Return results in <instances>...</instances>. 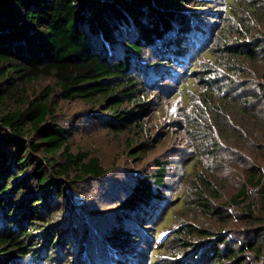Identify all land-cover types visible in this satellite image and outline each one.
Wrapping results in <instances>:
<instances>
[{
  "label": "trees",
  "instance_id": "trees-1",
  "mask_svg": "<svg viewBox=\"0 0 264 264\" xmlns=\"http://www.w3.org/2000/svg\"><path fill=\"white\" fill-rule=\"evenodd\" d=\"M188 5L189 0H0V264H17L15 259L19 257L35 262L38 244L43 247V257L51 260L52 248L82 237L78 232L83 231L86 222L80 211L70 208L65 217H57L56 201L67 200L68 186L98 181L110 169L87 152L72 151L71 126L77 123V116L72 115L66 127L59 118L64 115L61 106L82 103L91 111L85 117L88 126L99 122L94 124L114 131L140 128L136 121L149 111L147 102L141 99L145 84L154 87L163 77L160 71L152 82L144 80L133 69L131 58L141 60L147 50L154 54L147 58L154 67L164 57L166 66H172L173 62L183 61L189 49H196L197 43L186 36L191 21L184 11ZM259 7L257 3L249 6L251 12ZM225 12L228 16L233 13L229 2ZM175 32L181 33L173 38ZM260 38L263 41L230 45L222 52L249 63L264 60V37ZM186 39L190 42L188 48L183 47ZM164 40L165 47L171 45V56L168 52L163 57L158 53ZM210 56H214L212 52ZM183 73L177 87L180 97L188 74L197 75V71L190 67ZM210 75L203 71L197 75V82L207 94L201 97L207 105L212 104L208 103L212 101V89L221 86L216 79L210 80ZM42 79L52 84L38 92L32 86ZM259 80L255 100L264 116V67ZM231 82L227 91L232 90ZM225 95L218 96V109L210 107L216 121L227 110L242 115L246 111V103L240 101L236 106L235 101L242 97L240 91ZM96 109L106 114V119L94 117ZM254 144L264 158V140ZM217 150L218 146L213 147L212 153ZM156 164L160 167L153 174L132 177L120 197L122 209L112 226L116 228L103 234L111 245L109 252L113 248L111 252L117 254L119 248L129 244L128 234L132 231L124 229L119 219L141 214L137 230L149 221L150 215L144 209L152 198L160 199L159 187L165 179L164 164ZM244 171L242 185L227 200L230 206L239 207L237 213H225L222 205L201 204L221 223L243 230L246 235L242 240L233 239L232 232L225 237L187 225L167 235L151 251L153 256L157 250L190 247L185 257L174 263L169 254L160 258L154 255L148 264H247L251 260L264 264V170L251 164ZM250 189H254L252 197ZM78 223L80 229L76 228ZM138 233L145 237L143 231ZM195 236L205 242L191 243ZM82 245L80 242L79 247ZM84 245L90 254V244ZM112 259L120 264L118 258ZM124 261L135 262L133 257Z\"/></svg>",
  "mask_w": 264,
  "mask_h": 264
},
{
  "label": "rangeland",
  "instance_id": "rangeland-1",
  "mask_svg": "<svg viewBox=\"0 0 264 264\" xmlns=\"http://www.w3.org/2000/svg\"><path fill=\"white\" fill-rule=\"evenodd\" d=\"M228 2L233 10L230 16L225 12ZM252 3L260 5L253 10L255 12H251L252 9L249 8ZM261 7H264V0H189V5L184 9L185 14L191 16L186 36L197 43L196 49H189L186 56L182 57L183 61L173 62L172 66H166L167 57H164L163 62L154 67L147 59L154 54L147 50L143 52L141 60L131 58L133 69L144 80L149 78L152 82L160 76V71L163 77L154 87L145 84L147 86L144 87L141 99L147 102L149 111H144L136 121L140 128L136 126L114 131L94 124L99 122L88 126L85 117L91 111L82 103L75 101L61 106L64 115L59 118L66 127L70 126L71 116H77V123L71 126L74 128L72 151L87 152L97 157L110 170L98 181L90 180L68 186L67 200L56 201L57 217H65L70 208L80 211V215L84 217L86 224L82 227L83 231L78 232L79 237L82 236L79 241L75 238L72 244L68 242L61 247L52 248L51 260L43 257V247L38 244L35 247V262L19 257L15 259L17 264H117L112 258H118V262L123 264L124 259L132 257L135 262L127 264H148L151 257L160 258L165 254L171 255L172 261L176 263L185 257L190 247L175 251L157 250L153 256L151 251L167 235H172L174 230L187 225L210 229L225 237L232 232L233 239L242 240L245 237L243 230L221 223L216 217L206 213V208L201 204L207 207L209 204L222 205L225 213H237L239 207L230 206L227 200L242 185L245 179L244 168L258 164L264 170V158L254 144L264 140V116L255 100L264 60L259 58L249 63L222 52L230 45L263 41L260 38L264 37V10ZM201 32L205 33V37L198 36ZM179 33L175 32L173 38ZM165 42L166 40L158 52L162 57L165 52L172 55L171 45L165 47ZM186 43L183 44L184 48L189 47L190 42ZM208 51L214 56H210ZM115 55H119V52H115ZM175 58L180 59L178 56ZM137 64L138 67L135 68ZM231 65L235 66L234 70ZM145 66L149 69L146 70ZM190 67L197 71V75L199 71L208 72L211 74L210 80L213 78L220 82L221 86L212 89V101H208L212 104L207 105L202 100V95L207 94L201 87L202 83L197 82L196 74H188L189 78L183 85L185 90L182 97L179 96V80L184 75V70H189ZM230 82L232 90L227 91ZM194 83L197 86L194 87ZM47 84L52 82L42 79L32 87L40 92ZM239 91L242 97H238L235 102L238 107L240 101L246 103L244 114L227 110L226 115L216 121L210 107L218 109V96ZM92 114L101 121L106 119V114H102L100 109ZM215 146H218V150L212 153ZM157 162L164 164L165 179L159 187L160 199L152 198L150 206L144 209L150 215L149 221L142 229L137 230L141 214L135 218L130 215L126 220L119 219V224H125L122 227L135 231V235L132 232L128 234L129 244L119 248V253H112L113 248L109 252L111 245L103 234L110 228H116L112 226L122 209L120 197L129 187L132 177L141 173L151 175L158 170L160 166ZM253 190H249L251 197ZM80 226L78 223L76 228L80 229ZM141 230L145 237L139 235ZM155 234L158 238H154ZM191 241L202 244L205 239L195 236ZM80 242L83 245L87 242L90 244V254L87 249L86 252L84 250L86 245L79 247ZM247 264L263 262L251 260Z\"/></svg>",
  "mask_w": 264,
  "mask_h": 264
}]
</instances>
